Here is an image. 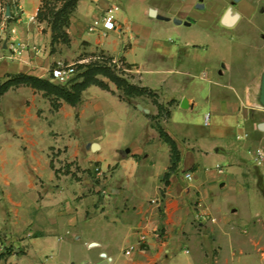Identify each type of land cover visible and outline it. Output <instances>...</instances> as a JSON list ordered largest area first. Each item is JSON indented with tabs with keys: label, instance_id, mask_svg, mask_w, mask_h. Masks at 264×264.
<instances>
[{
	"label": "crops",
	"instance_id": "obj_1",
	"mask_svg": "<svg viewBox=\"0 0 264 264\" xmlns=\"http://www.w3.org/2000/svg\"><path fill=\"white\" fill-rule=\"evenodd\" d=\"M42 2L0 0V79L54 82L48 73L59 62L122 60L128 80L168 109L158 122L178 161L163 178L171 153L147 116L155 105L121 99L111 82L109 90L87 86L75 105L59 101L53 112L41 91L9 88L0 96V264H264V177L252 162L253 149L264 150V27H253L263 42L243 44L235 67L198 57L208 44L163 41L167 26L156 23L234 27L264 15V0H177L166 13L146 1L141 18L155 23L134 20L125 0H77L68 44L52 45L36 18ZM113 6V29L87 31ZM15 42L26 45L19 55ZM192 66L207 69V89L189 80ZM194 108L208 113L207 125L184 114ZM51 148L67 172L52 167ZM139 233L146 244L124 254Z\"/></svg>",
	"mask_w": 264,
	"mask_h": 264
},
{
	"label": "trees",
	"instance_id": "obj_2",
	"mask_svg": "<svg viewBox=\"0 0 264 264\" xmlns=\"http://www.w3.org/2000/svg\"><path fill=\"white\" fill-rule=\"evenodd\" d=\"M77 0H43L39 7L36 18L44 20L51 31V45L54 42L68 44L69 38L65 31L68 24V17L76 5ZM123 68L129 69L130 64L119 60ZM114 64H111V58L98 54V59L89 61L86 64L77 65L81 71L77 72L69 81L63 84L50 81L48 78H40L25 73L7 75L0 82V96L9 88L19 85L28 86L35 90L41 91L46 97L50 106L57 108L59 101L69 105H75L80 100V94L83 89L89 85H96L102 89L109 90L108 84L99 76L105 77L120 92L119 97L127 102L135 97H148L151 103L156 107V114H147L151 120V125L156 129L160 138L170 147V164L165 172L166 177L178 161V151L174 142L163 131L159 125V119L166 118L169 114L168 109L156 100L155 93L147 87L131 83L126 77L118 75L114 70Z\"/></svg>",
	"mask_w": 264,
	"mask_h": 264
},
{
	"label": "rangeland",
	"instance_id": "obj_3",
	"mask_svg": "<svg viewBox=\"0 0 264 264\" xmlns=\"http://www.w3.org/2000/svg\"><path fill=\"white\" fill-rule=\"evenodd\" d=\"M150 2L152 4L158 5L160 12H168L172 5V9L175 8V2L177 0H125V6L127 10H130L133 12L132 18L139 19L142 21H145L147 23L153 21L155 23L156 20L153 19H143L141 18V14L139 13L140 7L145 2ZM179 1V0H178ZM181 1V0H180ZM226 1V0H223ZM229 2L227 1L224 6L227 7ZM252 22V23H251ZM251 22L247 19H241L236 26L234 27H221L218 25H210L207 27H200L197 25H191V26H175L172 22H162L157 21L156 23L166 25L167 27H164V30H161V37L163 41L170 39L174 43H180L182 41L191 40L195 43H202V44H208V46H205L200 50L198 49L197 55L201 59H209L213 62L214 66L220 60H231L233 61V66H237V64L240 62V57L243 54V52L246 51V47L243 46V44L251 43V44H259L263 42L260 38L257 37L256 31L253 28L254 26H259L260 28L264 27V15H255L254 18L251 19ZM152 23V22H151ZM2 42V36L0 35V43ZM254 42V43H253ZM86 53H81L79 56H83ZM194 54V52H193ZM85 62L84 64L88 63L89 61L97 60L98 58L88 57L85 56ZM111 64H114V70L118 75L124 76L127 79L130 80L129 73L120 63H115L111 61ZM190 71L191 75L189 80L198 88L205 87L207 89L210 85L207 81L201 80L200 76L203 74H207V69L205 67H193ZM103 81H105L107 84L110 83L105 77L99 76ZM2 80V79H0ZM221 81H225V77H220ZM132 100L135 102H141L149 104L151 102V99L148 97H135ZM50 104V103H49ZM55 108L53 106H50V111L53 112ZM184 114L186 116L192 115L193 120H195L198 124H202V119L204 117L203 113L196 108H194L192 111H185ZM207 114V113H206ZM264 145V143H263ZM58 153H55L53 151V148H51V151L49 152V156H51V162L52 167L58 166L63 168V172H67V165L66 163L61 164V161H58L56 156ZM58 161V162H57ZM30 194V192H28ZM33 192H31L32 196ZM34 197V195H33ZM9 247H6L8 249ZM13 249V248H12ZM23 249L22 247H17L15 250L17 251V254L20 253V250ZM81 255V253H78ZM75 264V263H74ZM77 264V263H76Z\"/></svg>",
	"mask_w": 264,
	"mask_h": 264
},
{
	"label": "built area",
	"instance_id": "obj_4",
	"mask_svg": "<svg viewBox=\"0 0 264 264\" xmlns=\"http://www.w3.org/2000/svg\"><path fill=\"white\" fill-rule=\"evenodd\" d=\"M18 0H7V4L9 6H17ZM116 7H110L108 8L98 19H93L89 25L87 26V31L89 32H95V31H101L105 32L108 30L113 29L114 27V16L112 14V11L115 10ZM32 19V17H31ZM12 53L19 55L23 50L26 49V45L15 42L13 43L12 47ZM98 58V57H96ZM82 61H77L73 63H57L55 66L49 69L48 76L50 79H53L55 83L63 84L69 81L77 72V65L81 64ZM118 64V63H117ZM208 123V113L204 115L203 117V124L207 125ZM252 162L253 164L258 167L263 174L264 177V150L259 147H255L253 149L252 153ZM93 172L97 175V177H101V170L99 167L95 166L93 167ZM187 179L190 178V174L186 173L184 175ZM155 236H158L157 231H154L153 233ZM147 239L144 233H139L137 240L134 244L128 245L124 249V254L129 255L130 252L135 247H142L146 244Z\"/></svg>",
	"mask_w": 264,
	"mask_h": 264
},
{
	"label": "water",
	"instance_id": "obj_5",
	"mask_svg": "<svg viewBox=\"0 0 264 264\" xmlns=\"http://www.w3.org/2000/svg\"><path fill=\"white\" fill-rule=\"evenodd\" d=\"M3 47H5V45H3ZM262 84H263V94H264V75L262 77ZM138 107H140V106L138 105ZM181 107H186V101L185 100H182Z\"/></svg>",
	"mask_w": 264,
	"mask_h": 264
}]
</instances>
